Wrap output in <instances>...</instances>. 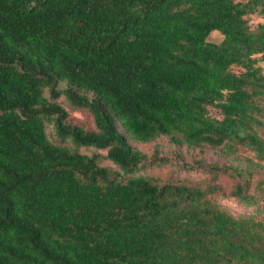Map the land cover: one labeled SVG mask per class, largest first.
<instances>
[{"label":"trees","instance_id":"16d2710c","mask_svg":"<svg viewBox=\"0 0 264 264\" xmlns=\"http://www.w3.org/2000/svg\"><path fill=\"white\" fill-rule=\"evenodd\" d=\"M250 16L264 0H0V264H264V213L229 212L215 185L135 175L165 161L136 143L165 137L227 157L209 170L257 201L264 21ZM60 96L96 130L67 122Z\"/></svg>","mask_w":264,"mask_h":264},{"label":"rangeland","instance_id":"374dc122","mask_svg":"<svg viewBox=\"0 0 264 264\" xmlns=\"http://www.w3.org/2000/svg\"><path fill=\"white\" fill-rule=\"evenodd\" d=\"M263 21L264 17H249L251 24ZM222 38L223 36L218 31H212L208 35L207 40L218 43ZM257 64L264 70V60H260ZM55 101L59 102L66 110L68 114L66 118L67 122L76 124L86 130H96L93 115L87 108L70 104L64 96H60ZM46 132L50 140L57 142L51 125H47ZM136 147L147 154L149 158L155 156L157 159L165 158V161L158 164L145 162L135 175L143 174L151 176L158 182L178 181L188 184H199L201 186L215 185L217 189L210 194V197L229 212L244 215L254 214L258 211L264 213V187L258 188L255 186L257 180L264 176V170L253 174L249 192L250 194H254L257 201L253 204L246 205L231 195V191L238 180L233 175L232 170L227 172L217 171L215 175L213 171L209 170V166L214 161H216L218 166L227 164V157L218 156L213 150L207 148L202 149V151L198 148H179L175 144L168 142L165 137H160L149 143H136ZM80 151L87 154L97 152L102 156L99 161L101 166H106L114 170L118 169L110 160L104 158L106 154V150L104 149L80 147ZM195 160L203 162L204 165L189 170L182 169L183 162L187 161L192 163Z\"/></svg>","mask_w":264,"mask_h":264}]
</instances>
